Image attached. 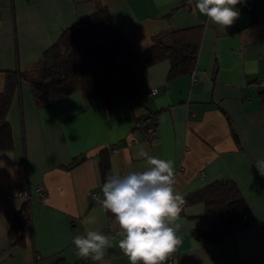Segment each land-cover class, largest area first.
Listing matches in <instances>:
<instances>
[{
	"label": "crops",
	"instance_id": "1",
	"mask_svg": "<svg viewBox=\"0 0 264 264\" xmlns=\"http://www.w3.org/2000/svg\"><path fill=\"white\" fill-rule=\"evenodd\" d=\"M196 3L0 0V92L6 71L27 69L63 28L97 5L109 9L137 51L165 29L202 26L194 79L191 73L169 79L168 61H159L140 73L146 91L114 99L109 111L102 99L79 91L38 105L30 85L21 82L7 112L13 145L0 151V264H50L58 257L68 264H130L119 248V225L92 192L102 198V157L108 163L106 177L117 170L143 171L141 147L173 161L174 188L183 197L214 181L232 180L253 215L243 230L207 243L193 236L208 226L204 204L182 205L176 221L181 242L172 264H264V177L255 165L264 160L259 100L264 85L258 82L264 77V0H241L239 16L227 28L200 14ZM151 123L155 134L147 138ZM22 184L28 198L18 194ZM40 184L43 198L36 193ZM25 201L29 220L21 246L10 239L9 229ZM86 230L112 238L102 261L77 255L72 239Z\"/></svg>",
	"mask_w": 264,
	"mask_h": 264
},
{
	"label": "trees",
	"instance_id": "2",
	"mask_svg": "<svg viewBox=\"0 0 264 264\" xmlns=\"http://www.w3.org/2000/svg\"><path fill=\"white\" fill-rule=\"evenodd\" d=\"M201 28L196 25L165 29L152 38L147 48L137 51L132 40L114 23L109 9L97 5L92 13L63 28L27 69L6 71L0 92V151L10 150L13 145L7 112L21 82L30 85L38 105L79 91L85 98L102 99L109 111L114 99L143 94L146 87L140 73L159 61H168L169 79L191 73L197 60ZM259 100L264 108V87L259 91ZM99 166L105 182L108 163L104 157ZM199 202L205 206L204 218L208 222L207 228L193 231L199 241L218 242L243 230L253 220L247 200L232 180L214 181L185 195L183 205ZM28 220L25 201L9 229L13 243L24 245L23 228ZM50 264L68 263L58 257Z\"/></svg>",
	"mask_w": 264,
	"mask_h": 264
},
{
	"label": "clouds",
	"instance_id": "3",
	"mask_svg": "<svg viewBox=\"0 0 264 264\" xmlns=\"http://www.w3.org/2000/svg\"><path fill=\"white\" fill-rule=\"evenodd\" d=\"M241 0H197L196 9L212 23L227 28L239 16ZM145 161L143 171L108 175L102 185V198L96 202L115 218L123 233L119 248L130 264H164L180 244L176 223L184 197L175 190V169L171 160L151 156L141 147L137 153ZM264 177V160L255 162ZM111 237L99 231L86 230L76 235L72 244L81 258L102 261L112 247Z\"/></svg>",
	"mask_w": 264,
	"mask_h": 264
},
{
	"label": "built area",
	"instance_id": "4",
	"mask_svg": "<svg viewBox=\"0 0 264 264\" xmlns=\"http://www.w3.org/2000/svg\"><path fill=\"white\" fill-rule=\"evenodd\" d=\"M191 74H192V77H193V79H194V72L192 71ZM258 82H259L260 85H264V77L259 78ZM154 91H155V89L153 88V89L149 90L148 93L151 94V93H153ZM154 134H155L154 125H153V124H149V125H147L146 128H145V136H146L147 138H150V137H152ZM114 152H115V148H111V149L109 150V154H113ZM200 174H202V172H201ZM44 191H45V189H44V186H43L42 184H40V185L37 186V188H36V193H37V195H38L40 198H43V197H44ZM18 194H19L21 197H23V198H28V196H29V191H28V188H27V186H26L25 184H22V185L20 186L19 191H18ZM92 196H93L94 198H96V197L98 196V192H97V191H93V192H92ZM172 255H173V253H171V254L169 255V259L167 260L166 264H172Z\"/></svg>",
	"mask_w": 264,
	"mask_h": 264
}]
</instances>
